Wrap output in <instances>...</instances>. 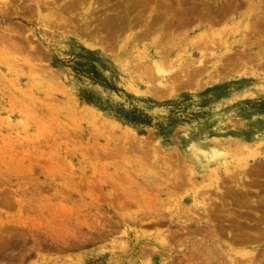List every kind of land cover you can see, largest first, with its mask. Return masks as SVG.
<instances>
[{"label": "rangeland", "instance_id": "1", "mask_svg": "<svg viewBox=\"0 0 264 264\" xmlns=\"http://www.w3.org/2000/svg\"><path fill=\"white\" fill-rule=\"evenodd\" d=\"M7 4L0 264H264V0Z\"/></svg>", "mask_w": 264, "mask_h": 264}, {"label": "bare ground", "instance_id": "2", "mask_svg": "<svg viewBox=\"0 0 264 264\" xmlns=\"http://www.w3.org/2000/svg\"><path fill=\"white\" fill-rule=\"evenodd\" d=\"M76 1V0H75ZM1 4L2 5H9L7 4L8 3V0H0ZM6 7V6H5ZM6 9V8H5ZM5 14V13H3ZM256 19V18H255ZM200 23V22H199ZM252 27V26H251ZM252 30V29H251ZM244 49V48H243ZM18 62V61H17ZM15 64V63H14ZM23 66V65H22ZM26 67V66H25ZM24 67V68H25ZM31 68V67H30ZM45 69V68H44ZM155 70H156V74H163L165 73L166 71L163 70V68H161L160 66L156 65L155 66ZM36 72V71H35ZM159 75V76H160ZM231 112V111H230ZM191 143V142H190ZM255 150V148H250L249 146H246L244 151L242 152L243 153V157H241V159H239L238 161H242V158L244 157H247L249 158L248 156H254L255 157V152L253 151ZM189 154H190V158L194 161V164L196 166H202V165H210V164H213V165H216L218 163H221L222 160H224V157H225V154L226 152L223 150V149H219L217 147H204L202 144H198V143H192L190 146H189ZM242 155V154H241ZM259 155V154H258ZM251 157V158H252ZM253 157V158H254ZM246 165V164H245ZM244 165V166H245ZM253 165V164H252ZM253 168V166H252ZM249 169H247L248 171ZM216 180V179H215ZM214 180V181H215ZM253 181V180H252ZM218 182V181H217ZM176 184V183H175ZM188 184V183H187ZM217 188V187H216ZM218 189V188H217ZM203 201V200H202ZM208 201V200H207ZM204 203V201H203ZM202 203V204H203ZM204 206V205H203ZM251 241V240H250ZM246 244V243H245ZM250 244V242H249ZM251 252H247V251H241V252H237L236 254H239V256L242 257H247L248 255L250 257H247L246 259L248 261L251 260L252 256H251ZM253 254V253H252ZM234 256V255H233ZM232 257V256H231ZM240 259V258H239ZM241 259V260H242ZM240 262V261H239ZM238 262V263H239ZM242 262V261H241Z\"/></svg>", "mask_w": 264, "mask_h": 264}]
</instances>
